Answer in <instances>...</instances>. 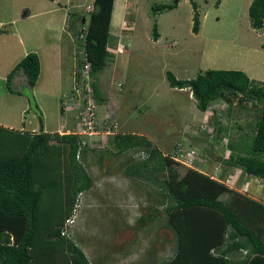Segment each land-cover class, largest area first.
Segmentation results:
<instances>
[{
	"label": "rangeland",
	"instance_id": "1",
	"mask_svg": "<svg viewBox=\"0 0 264 264\" xmlns=\"http://www.w3.org/2000/svg\"><path fill=\"white\" fill-rule=\"evenodd\" d=\"M118 1L113 3L108 32L119 35L120 46L96 73L106 89L104 96H110L108 102L98 101L97 120L105 115L107 104H116L119 109L111 118L117 123V133H141L149 141L147 148L155 146L164 157L169 159L167 155L172 154L177 159L179 175L186 169H198L233 191L264 203V179L248 176L225 162L230 151L233 155L246 153L243 144L252 136L259 106L229 94L230 102L216 99L202 112L195 107L187 86L170 87L165 76L169 71L176 79L186 80L206 69H234L243 71L255 84L264 82V23L258 30L249 26L250 0H120L127 11L115 7ZM192 2L199 20L195 33L191 31ZM159 4L175 6L153 11ZM87 5L92 6V0H0V32L8 30L0 36V113L19 102L24 108L18 107L15 115L8 117L13 126L28 132L51 131L66 115L71 120L75 115L77 122V107L64 113L59 109L61 100L78 102L75 80L68 75L70 67L54 57L45 74L48 64L43 62L37 88L22 87L25 96L15 98L7 90L13 92L19 86L11 79L6 82V77L21 57L8 65L5 55L20 38L27 39L26 47L36 48L42 55L45 51L43 60L63 52L66 44L76 54L73 36L79 21L72 25L66 21L70 31L63 23L67 12L80 16ZM28 10L36 14L23 18ZM153 24L156 39L152 37ZM59 58L66 59V54ZM71 126L68 129L75 131L77 125ZM92 138L101 146L85 148L76 156L92 185L77 195L70 217L73 221L63 228L64 235L84 252L90 264H162L172 254L174 243L173 232L166 225L162 194L153 182L124 173L129 163L145 158V145L116 152L111 135ZM257 158L264 161V153ZM140 216L143 220H138ZM240 257L236 254L233 259Z\"/></svg>",
	"mask_w": 264,
	"mask_h": 264
},
{
	"label": "trees",
	"instance_id": "2",
	"mask_svg": "<svg viewBox=\"0 0 264 264\" xmlns=\"http://www.w3.org/2000/svg\"><path fill=\"white\" fill-rule=\"evenodd\" d=\"M191 4V31L195 33L199 20L196 5ZM112 5L113 0H92L87 16L67 14L68 25L78 20L86 24L85 49L97 101L101 98L96 73L111 56L106 44ZM174 6L159 4L152 10ZM247 16L251 28H262L264 0H250ZM157 36L153 24L152 37ZM18 72L27 88H32L39 73L35 52H27L11 67L6 82ZM165 76L170 87L187 86L195 107L202 112L216 99L230 102L229 94L259 106L252 136L243 144L246 153L233 155L230 151L225 162L248 176L264 179V161L257 158L264 153V82L255 84L243 71L234 69H206L186 80L176 79L169 71ZM38 118L41 125L40 114ZM111 136L116 152L145 145V158L129 163L124 173L153 182L162 194L166 225L174 235L172 254L162 264H264L263 202L233 191L198 169H186L179 175L177 162L164 157L155 146L147 148L149 141L142 135L118 132ZM4 144L10 150L9 156L0 152V264H30L38 258L45 262L38 255L44 251L64 256L65 264H90L84 252L62 233L77 195L92 185L89 173L76 159L87 147L71 132H28L0 126V149ZM227 193L228 198L221 199ZM236 254L241 255L239 260L233 259Z\"/></svg>",
	"mask_w": 264,
	"mask_h": 264
},
{
	"label": "crops",
	"instance_id": "3",
	"mask_svg": "<svg viewBox=\"0 0 264 264\" xmlns=\"http://www.w3.org/2000/svg\"><path fill=\"white\" fill-rule=\"evenodd\" d=\"M48 1L53 2L55 0H48ZM113 3H114V0H113ZM122 6H124V7H122ZM115 7H118L119 10L125 9V11H127L126 4H124V2H123V5H122L120 3V0L118 1V4H116V2H115ZM112 10L114 11L113 5H112ZM115 11L117 13V9L116 8H115ZM116 13L114 14L115 16H116ZM35 14H36V12H31V11L28 10V12H26V14L23 15L22 17L23 18H26V17H28L30 15H35ZM67 14H68V12H67ZM67 14H66V17H65V22L63 23V27L66 28V29H67V27H66ZM81 14H80V17L83 16V14L82 15ZM112 14H113V12L111 11V16H112ZM110 19H111V17H110ZM0 23H2V22L0 21ZM67 30L70 31L71 28H70V30L69 29H67ZM7 31L8 30H4L3 32H0V36L6 35L7 34ZM109 34H110V38H109V42H107V44H106V47H107L108 51L111 53V51L113 49H114V52H115L117 50L118 46H120V44H119V35L117 37V36L112 35L111 33H109ZM121 36L124 37V35H122V34H121ZM129 37L130 36L126 34V38L129 39ZM26 40L27 39L23 40L22 38L18 39L17 46L13 50L9 51L7 53V55H5V57L7 58V61H8V65L17 56L18 57H23L27 52L33 50V52H35L37 54V56H38V60H39V71H40L41 65L43 64V62H45L46 64H48L47 68H44V71L46 72L45 74H47L49 72V69L51 68V66H49L50 65V62H52V59L55 57L59 63L68 66V68L70 67L69 71L71 70V72L68 71V75L69 76H72V78H74V76H75L74 75V71H75L76 64H77V59H76L77 56H76V54L74 53L73 50H71L70 48H68V44H66V46L63 47L64 48V51L63 52L66 54V59L65 58H59L61 55H63V52H60V53H57L55 56L53 54H51L50 56H47L45 60H43L44 58H42V57H43V55H46V52L43 51V55H42V53L40 52V50H36V48L31 49V48L26 47ZM110 41H111V44H109ZM112 46H113V48H112ZM19 51H21V54H19ZM70 52H72V53H70ZM18 60H15L14 64ZM115 67L116 66H114V71H115ZM42 72H43V69L41 71V74H42ZM56 72H57V70H55V74H56ZM114 74H112V75L114 76ZM66 75H67V72H66ZM11 80H12V83L15 84V85H17V87L19 86V88H18V90H16L14 88L13 89V92H10V91L7 90V94L10 95V96H13L15 98L16 97L17 98H21V97L25 96L22 93V87H26V81H25L24 76L20 72H18L15 75H13V77L11 78ZM56 80L59 81L58 74L56 75ZM97 80L98 79L95 80V84H96V88L98 90L99 97L101 98L100 102L105 101L106 99H107V102H108V99L110 98V96L108 97V94H107V97L104 96V91H106V89L103 90V86ZM35 84H36V82H35ZM35 84L32 87L34 90L37 88V87H35ZM32 88H30V90ZM53 88H55L54 85H53ZM51 92H52V90H51ZM76 106H77V103L74 100L72 102H70V103H65L63 100H61V105H60V108L59 109H60V112L61 113H64L65 109H67V108L72 109V107L74 108ZM18 107H19V109L21 111H23L24 108H23V106L20 107V102H19L14 107H11L10 110H6L7 112H4V113L1 112L0 113V126L1 127L7 128V129L20 130L19 128L13 126V124L8 119L9 116H11L13 114L15 115V113H16L15 111L18 110ZM107 108L109 110H111L112 117H113V115L115 116V112H117V110L119 109L116 104H114V106H113L111 103L107 104V107L105 108L104 112L107 111L106 110ZM77 114H78V112H77ZM66 116L64 118H62V119L59 120L58 128H55V130H51V131H45L43 129L42 130L45 131V132H57V133L71 132L72 130L70 131L68 128H71L72 127L71 126L72 124H73V127H74V125H77L78 117L76 116L77 117V122H76L75 115L72 117L73 120H71V117H69V115L67 117ZM10 120L13 121V118L11 117ZM69 120H70V123H69ZM68 123H69V125H68ZM130 133H136V134H139V135L141 134V133L136 132V131L135 132H130ZM9 150H10V147H6V145L4 144V147H2L0 149V152L1 151L5 152V153L7 152L6 154L8 155V151ZM62 233H63V231H62ZM62 233H60V234H62ZM38 255L43 256L45 258V262H43L41 260V258H38L35 261L31 262L30 264H54V262H56V264H65V261H64L65 258H64V256L57 255V253L55 254L54 252L51 253V252L44 251L43 253H39Z\"/></svg>",
	"mask_w": 264,
	"mask_h": 264
},
{
	"label": "built area",
	"instance_id": "4",
	"mask_svg": "<svg viewBox=\"0 0 264 264\" xmlns=\"http://www.w3.org/2000/svg\"><path fill=\"white\" fill-rule=\"evenodd\" d=\"M90 9V6H86L85 13ZM81 22L77 28L76 33L73 36L76 45L75 52L77 54V66L74 72L75 87L73 91L77 93L78 102V122L77 128L73 133L78 136L79 144L91 148L98 146L99 140L96 141L92 138L94 135L100 136L105 139L109 135L117 133V123L111 117V111H106L105 115L100 121L96 118V99L93 95L91 86L92 77L90 74L89 62L87 59L86 46V24ZM99 146L101 144L99 143ZM78 152L76 153V155ZM167 157L177 160L172 154ZM72 223V219L66 218L64 220V227L69 226Z\"/></svg>",
	"mask_w": 264,
	"mask_h": 264
},
{
	"label": "clouds",
	"instance_id": "5",
	"mask_svg": "<svg viewBox=\"0 0 264 264\" xmlns=\"http://www.w3.org/2000/svg\"><path fill=\"white\" fill-rule=\"evenodd\" d=\"M84 14H85V13H84ZM83 17H84V16H82V18H83ZM76 66H77V64H76ZM74 77H75V76H74ZM96 103H98V101H97V100H96ZM77 117H78V114H77ZM66 133H68V132H66ZM71 133H73V131H71ZM71 216H72V215H71ZM71 216H70V217H71ZM72 221H73V220H72ZM63 228H65V227H64V223H63ZM62 231H63V230H62ZM63 233H64V232H63ZM244 252H245V251L243 250V252H242V253H244Z\"/></svg>",
	"mask_w": 264,
	"mask_h": 264
},
{
	"label": "water",
	"instance_id": "6",
	"mask_svg": "<svg viewBox=\"0 0 264 264\" xmlns=\"http://www.w3.org/2000/svg\"><path fill=\"white\" fill-rule=\"evenodd\" d=\"M176 0H174V2H175Z\"/></svg>",
	"mask_w": 264,
	"mask_h": 264
}]
</instances>
